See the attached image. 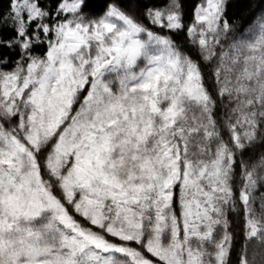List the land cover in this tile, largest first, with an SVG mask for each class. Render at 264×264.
<instances>
[{
	"label": "snow or ice",
	"instance_id": "1",
	"mask_svg": "<svg viewBox=\"0 0 264 264\" xmlns=\"http://www.w3.org/2000/svg\"><path fill=\"white\" fill-rule=\"evenodd\" d=\"M0 264H264V0H0Z\"/></svg>",
	"mask_w": 264,
	"mask_h": 264
}]
</instances>
